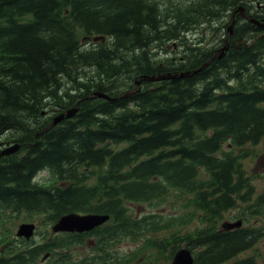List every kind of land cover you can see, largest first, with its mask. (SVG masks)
Here are the masks:
<instances>
[{
    "label": "trees",
    "instance_id": "obj_1",
    "mask_svg": "<svg viewBox=\"0 0 264 264\" xmlns=\"http://www.w3.org/2000/svg\"><path fill=\"white\" fill-rule=\"evenodd\" d=\"M222 1L0 0V136L22 144L0 160V209L48 225L71 211L111 215L84 233L6 235L0 264H168L183 245L196 264H258L256 250L239 255L264 238V190L245 166L250 146L264 139L261 28L239 22L222 59L123 96L142 74L192 70L211 58L216 50L200 41L222 44L227 12L244 4ZM104 35L110 44L86 46ZM175 41L184 47L176 64L159 56ZM95 92L117 98L84 99ZM75 105L74 119L37 137L53 120L45 108ZM43 170L54 180L37 181ZM140 204L156 213L136 214ZM235 209L246 225L221 228ZM126 241L141 245L120 249Z\"/></svg>",
    "mask_w": 264,
    "mask_h": 264
},
{
    "label": "water",
    "instance_id": "obj_2",
    "mask_svg": "<svg viewBox=\"0 0 264 264\" xmlns=\"http://www.w3.org/2000/svg\"><path fill=\"white\" fill-rule=\"evenodd\" d=\"M239 10L242 13H244V9L242 6L239 8ZM251 21L258 24L261 27H264V24L260 23L258 20L251 19ZM234 22H235V19L232 21V23L229 26V32L227 35L226 42H228L229 34H231L233 32ZM226 49H228V46H226V45L221 49L222 53L219 54L220 58L224 56V54H225L224 50H226ZM209 62L210 61L206 62L202 67H199L193 71H186V72H181V73H176V74L167 73V74H163V75H152V76L143 75L142 78L146 79V80H164V79L173 78V77H184V76L189 75V74L197 73L203 67L207 66L209 64ZM140 83H141V80L138 81V84H140ZM97 95L101 96V97L109 98V95H107V94L100 93ZM78 111H79V107H74V108H71L64 113H61L60 115H58L54 118V121L51 123V125L48 127V129L51 128L52 126H55L57 123L61 122L64 118L73 117ZM48 129H46V130H48ZM19 147H20V145L16 144L10 148H7L0 153V156L3 154L13 153V152L17 151L19 149ZM109 218H110L109 215H105V214L68 213V214H66L60 218V220L53 226V229H54V231L84 232V231L92 230L95 227L102 225ZM241 223H242L241 221H237L235 223L226 222L224 224V226H225V228L230 229V228L241 226ZM34 229H35L34 224L24 223L20 226L18 234L21 236L24 235V236L30 238L34 234ZM194 262H195V259H194V256L192 254L191 249H189L187 247H183L175 253L170 264H194Z\"/></svg>",
    "mask_w": 264,
    "mask_h": 264
},
{
    "label": "rangeland",
    "instance_id": "obj_3",
    "mask_svg": "<svg viewBox=\"0 0 264 264\" xmlns=\"http://www.w3.org/2000/svg\"><path fill=\"white\" fill-rule=\"evenodd\" d=\"M0 140L3 139L0 138ZM250 149L254 151V153L245 160V166L249 174L254 177V182L257 185L258 191L261 192L264 190V139L259 144L250 146ZM50 178L51 175L48 171H42L37 175L36 179L37 181H46L49 180ZM180 203H181L180 200L173 201V204L175 205H179ZM171 204L170 206L172 208ZM132 208L134 209L135 213L139 215L148 213L151 210L148 204L134 205ZM168 211H170V208L166 207V211L164 213H167ZM238 211H242V209L239 210L235 209L227 213L225 215V218H227L226 220H230V221L237 220V219H233V217L236 215ZM37 219L38 217L36 218L35 221L37 223H40V219L38 220ZM23 221H28L25 219L24 213H11L9 211V214H6L0 212V234L10 231L12 235L15 237V231L19 223ZM261 223H263L261 218H258V221L252 219L250 222V224H258V225H260ZM140 245H141V241L138 242L126 241L123 244H121L120 249L132 251L138 248ZM258 250L260 251V253L263 254V256H260V264H264V239H262L259 242ZM253 253H254L253 251H249L248 253L242 254L240 258L248 257Z\"/></svg>",
    "mask_w": 264,
    "mask_h": 264
},
{
    "label": "bare ground",
    "instance_id": "obj_4",
    "mask_svg": "<svg viewBox=\"0 0 264 264\" xmlns=\"http://www.w3.org/2000/svg\"><path fill=\"white\" fill-rule=\"evenodd\" d=\"M156 1H157V0H156ZM171 1H172V0H171ZM195 1H197V0H195ZM223 1H224V0H223ZM223 1H222V2H223ZM228 1H230V0H228ZM243 1H244V0H243ZM249 1H250V0H249ZM255 1H256V0H255ZM255 1H254V2H255ZM182 2H184V1H182ZM182 2H181V3H182ZM193 2H194V1H193ZM203 2H204V1H203ZM203 2H202L201 4H203ZM211 2H212V1H211ZM254 2H253V3H254ZM167 3H168V2H167ZM170 3H171V2H170ZM170 3H169V4H170ZM175 3H176V2H175ZM178 3H179V2H178ZM185 3H186V1H185ZM198 3H199V2H198ZM209 3H210V2H209ZM212 3H213V2H212ZM217 3L220 4V1L217 2ZM169 4H168V7H170ZM199 4H200V3H199ZM207 4H208V3H207ZM246 4H247V3H246ZM191 5H192V4H191ZM193 5H195V4H193ZM215 5H216V4H215ZM247 5H248V4H247ZM251 5H252V4H251ZM160 6H161V4H160ZM164 6H167V4L164 5ZM172 6H173V5H172ZM187 6H188V5H187ZM211 6H212V5H211ZM211 6H210V7H211ZM213 6H214V5H213ZM220 6H221V5H220ZM253 6H254V5H252V7H253ZM173 7H174V6H173ZM192 7H193V6H192ZM194 7H195V6H194ZM210 7H209V8H210ZM214 7H215V6H214ZM214 7H213V8H214ZM162 8H163V7H162ZM162 8H161V9H162ZM189 8H191V7H189ZM219 8H220V7H219ZM219 8H218V10H219ZM236 8H237V7H236ZM161 9H160V10H161ZM166 10H167V9H166ZM171 10H172V9H171ZM161 11H163V10H161ZM209 11H210V10H209ZM212 11H213V10H212ZM257 11H259V9H258ZM166 13H168V12H166ZM211 13H212V12H211ZM248 13H249V12H248ZM171 14H172V13H171ZM169 15H170V14H169ZM169 15H168V16H169ZM253 15H254V14H253ZM258 15H259V13H258ZM170 16H172V15H170ZM173 16H174V15H173ZM259 18H260V17H259ZM165 20H166V19H165ZM170 20H171V19H170ZM259 20H260V19H259ZM262 20H264V19H262ZM262 20H260V21H262ZM168 21H169V20H168ZM168 21H167V22H168ZM171 21H172V20H171ZM194 22H195V21H194ZM177 23H178V22H177ZM248 23H249V22H248ZM250 23H251V22H250ZM160 24H161V23H160ZM162 24H163V23H162ZM164 24H166V23H164ZM168 24H170V22H169ZM171 24H172V23H171ZM180 24H181V23H180ZM187 24H188V23H187ZM192 24H193V22H192ZM246 24H247V23H246ZM246 24H245V25H246ZM251 24H252V23H251ZM178 25H179V24H178ZM193 25H194V24H193ZM253 25H254V24H253ZM180 26H181V25H180ZM250 26H251V25H250ZM165 27H166V26H165ZM171 27H172V26H171ZM174 27H175V26H174ZM174 27H173V28H174ZM187 27H189V26H187ZM241 27H242V26H241ZM257 28H258V27H257ZM179 29H180V27H179ZM181 29H182V28H181ZM186 29H187V28H185V30H186ZM191 29H192V28H191ZM241 29H242V28H241ZM244 29L246 30V28H244ZM244 29H243L242 31H244ZM157 30H158V29H157ZM192 30H193V29H192ZM162 31H163V30H162ZM180 31H181V30H180ZM188 31H189V30H188ZM256 31H257V30H256ZM158 32H159V31H158ZM170 32H171V31H170ZM190 32H191V31H190ZM235 32H236V31H235ZM162 33H163V32H162ZM167 33H168V31H167ZM167 33H166V34H167ZM176 33H177V32H176ZM183 33H184V32H183ZM159 34H161V32H160ZM154 35H155V34H154ZM157 35H158V34H157ZM167 35H168V37H170V34H167ZM174 35H176V34L174 33ZM177 35H179V34H177ZM181 35H182V34H181ZM188 35H189V33H188ZM104 36H105V35H104ZM172 36H173V35H172ZM233 37H234V36H233ZM174 38H175V37H174ZM190 38H191V37H190ZM210 38H211V37H210ZM160 39H161V38H159V40H160ZM162 39H163V38H162ZM175 39H176V38H175ZM236 39H237V37H236ZM159 40H158V41H159ZM171 40H172V39H171ZM216 40H217V39H216ZM173 41H174V40H173ZM180 41H181V39H180ZM184 41H185V40H184ZM190 41H191V40H190ZM192 41H193V40H192ZM194 41H195V40H194ZM99 42H100V41H99ZM167 42H168V41H167ZM171 42H172V41H171ZM175 42H176V41H175ZM198 42H199V41H198ZM213 42H214V41H213ZM216 42H218V41H216ZM189 43H190V42H189ZM189 43H188V44H189ZM161 44H162V43H161ZM184 44H186V43H184ZM217 44H218V43H217ZM153 45H154V44H153ZM157 45H158V44H157ZM186 45H187V44H186ZM189 45H190V44H189ZM151 46H152V45H151ZM151 46H150V47H151ZM87 47H88V45H87ZM152 47H153V46H152ZM160 47H161V46H160ZM142 49H143V48H142ZM148 49H149V48H148ZM164 49H165V48H164ZM193 49H194V48H193ZM193 49H192V50H193ZM136 50H137V49H136ZM140 50H141V48H140ZM156 50H157V48H156ZM152 51H153V50H152ZM133 52H134V51H133ZM135 52H136V51H135ZM153 52H154V51H153ZM185 52H186V50H185ZM210 52H211V51H210ZM131 53H132V52H131ZM137 53H138V52H137ZM141 53H142V52H141ZM151 53H152V52H151ZM157 53H158V52H157ZM186 54H187V53H186ZM211 54H212V53H211ZM133 55H135V54H133ZM142 55H143V54H142ZM159 55H160V54H159ZM199 55H201V54H199ZM209 55H210V54H209ZM227 56H228V55H227ZM153 57H154V56H153ZM200 57H201V56H200ZM209 57H210V56H209ZM157 58L159 59L158 56L156 57V59H157ZM165 58H166V57H165ZM184 58H186V57H184ZM150 59H151V58H150ZM178 59H179V58H178ZM192 59H193V58H192ZM202 59H203V58H202ZM221 59H222V58H221ZM232 60H233V58H232ZM156 61H157V60H156ZM169 61H170V60H169ZM182 61H183V60H182ZM159 62H160V60H159ZM161 62H162V59H161ZM165 62H167V61H165ZM202 62H203V61H202ZM219 62H220V61H219ZM228 62H230V61H228ZM228 62H227V63H228ZM235 62H236V61H235ZM216 63H217V61H216ZM223 63H224V62H223ZM231 63H232V62H231ZM175 64H176V63H175ZM193 64H194V63H193ZM219 64H220V63H219ZM168 65H170V64H168ZM228 65H229V64H228ZM231 65H232V64H231ZM210 66H211V65H210ZM216 66H217V65H216ZM233 66H234V65H233ZM233 66H232V67H233ZM158 67H159V66H158ZM160 67H161V66H160ZM182 67H183V66H182ZM220 67H222V66H220ZM223 67H225V66H223ZM177 68H178V67H177ZM227 68H228V67H227ZM169 69H170V68H169ZM172 69H173V68H172ZM223 70H224V68H223ZM229 70H230V69H229ZM237 70H238V69H237ZM174 71H175V70H174ZM178 71H179V70H178ZM154 72H155V71H154ZM224 72H225V71H224ZM230 72H231V71H230ZM155 73H156V72H155ZM220 73H221V72H220ZM217 74H218V73H217ZM225 74H226V73H225ZM218 75H219V74H218ZM81 76L83 77V75H81ZM188 76H189V75H188ZM188 76H187V77H188ZM221 76H222V74H221ZM63 77H64V76H63ZM65 77H66V76H65ZM126 77H127V76H126ZM138 77H139V76H138ZM122 78H123V77H122ZM66 79H67V78H66ZM69 79H70V78H69ZM123 80H124V78H123ZM72 81H73V80H72ZM126 81H127V80H126ZM167 81H168V80H167ZM64 82H65V81H64ZM67 82H68V80H67ZM124 82H125V81H124ZM72 83H73V82H72ZM74 83H75V82H74ZM115 83H116V82H115ZM115 83H114V84H115ZM128 83H130V82H128ZM134 83H135V82H134ZM232 83H233V82H232ZM235 83H236V82H235ZM69 84H70V83H69ZM144 84H145V83H144ZM146 84H147V83H146ZM156 84H157V83H156ZM66 85H67V84H66ZM71 85H72V84H71ZM71 85H70V86H71ZM131 85H132V84H131ZM152 85H153V84H151L150 86H152ZM234 85H235V84H234ZM68 86H69V85H68ZM113 86H114V85H113ZM117 86H118V85H117ZM117 86H116V87H117ZM124 86H125V85H124ZM153 86H154V85H153ZM63 87H64V86H63ZM116 87H115V88H116ZM61 88H62V87H61ZM65 88H67V87H65ZM125 88H126V87H125ZM63 89H64V88H62V90H63ZM118 89H119V88H118ZM67 90H68V89H67ZM121 90H122V87H121ZM127 90H128V89H127ZM74 91H75V90H74ZM76 92H77V91H76ZM119 92H120V91H119ZM60 93H61V92H60ZM64 93H65V92H64ZM73 93H74V92H73ZM119 95H120V94H119ZM123 95H124V94H123ZM131 96H132V95H131ZM129 97H130V96H129ZM80 98H81V97H80ZM82 98H83V97H82ZM103 99H105V98H103ZM89 100H90V99H89ZM46 101H47V100H46ZM85 101H86V100H85ZM111 101H112V100H111ZM130 104H131V102H130ZM45 105H46V104H45ZM131 106H132V105H131ZM52 107H53V106H52ZM55 107H56V106H55ZM71 107H72V106H71ZM48 108H49V107H48ZM50 108H51V107H50ZM53 108H54V107H53ZM53 108H51V109H53ZM45 109H46V108H45ZM56 109H57V108H56ZM42 110H43V109H42ZM63 110H64V109H63ZM44 114H45V113H44ZM44 116H45V115H44ZM73 119H74V118H73ZM59 124H61V123H59ZM59 124H58V125H59ZM34 142H35V141H34Z\"/></svg>",
    "mask_w": 264,
    "mask_h": 264
},
{
    "label": "flooded vegetation",
    "instance_id": "obj_5",
    "mask_svg": "<svg viewBox=\"0 0 264 264\" xmlns=\"http://www.w3.org/2000/svg\"><path fill=\"white\" fill-rule=\"evenodd\" d=\"M254 1L255 0H250V1L245 0V10H246L247 14H249L250 16H253V17L255 16L256 18H258V20L259 19L262 20V19H264V0H256L255 2ZM251 4L254 6L252 7ZM258 9H259V11H257ZM258 13H259V15H258ZM261 22H264V20H262Z\"/></svg>",
    "mask_w": 264,
    "mask_h": 264
}]
</instances>
